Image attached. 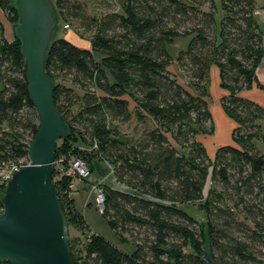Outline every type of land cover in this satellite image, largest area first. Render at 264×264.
Returning a JSON list of instances; mask_svg holds the SVG:
<instances>
[{"label": "trees", "instance_id": "trees-1", "mask_svg": "<svg viewBox=\"0 0 264 264\" xmlns=\"http://www.w3.org/2000/svg\"><path fill=\"white\" fill-rule=\"evenodd\" d=\"M99 1L108 8L100 15L80 0L52 5L59 24L94 32L90 48L57 30L49 47L46 72L69 127L55 162L62 159L65 166L81 158L92 172L94 161L113 168L130 192L103 186L102 216L133 249L123 252L90 230L70 180L55 164L53 181L68 225L85 238L80 247L68 233L73 263L204 264L206 253L219 264L258 263L264 248V154L258 146L264 108L240 96L252 87L264 57L257 1L222 0L220 22L214 0ZM0 9L18 25L16 3L0 0ZM180 38L189 43L173 57L168 45ZM173 64L187 85L170 71ZM213 67L228 93L223 110L237 127L235 144L211 157L200 137L215 132L207 98ZM133 121L132 136L120 137L111 126ZM38 129L16 34L13 41L0 40V169L28 159ZM209 180L213 186L205 196ZM6 189L0 187V209Z\"/></svg>", "mask_w": 264, "mask_h": 264}, {"label": "water", "instance_id": "water-1", "mask_svg": "<svg viewBox=\"0 0 264 264\" xmlns=\"http://www.w3.org/2000/svg\"><path fill=\"white\" fill-rule=\"evenodd\" d=\"M17 37L27 65L29 94L39 129L29 144L30 165L15 173L3 197L0 215V262L74 264L68 242V220L53 181L60 140L69 127L54 100V82L46 72L47 56L58 28L49 0H16ZM204 264H219L206 253Z\"/></svg>", "mask_w": 264, "mask_h": 264}, {"label": "rangeland", "instance_id": "rangeland-1", "mask_svg": "<svg viewBox=\"0 0 264 264\" xmlns=\"http://www.w3.org/2000/svg\"><path fill=\"white\" fill-rule=\"evenodd\" d=\"M13 4H15L16 0H10ZM55 0H49L50 3H52L51 5H53V2ZM80 1H84L88 4L89 9L91 11V13L93 15H100L103 14L104 12H106V9H108L104 4H102V2H100L99 0H80ZM215 3V11H216V18L217 21L220 22L222 15H223V10H222V0H214ZM111 8L113 10H116L117 12H119V8L118 6L114 3ZM261 11V12H259ZM259 15V16H258ZM261 15H264V9L261 10L258 8L257 10V16L260 17ZM262 17V16H261ZM70 24V23H69ZM65 24L61 23L58 25L57 31L58 34L60 35L61 38H65V37H69L76 45L82 47V48H90L91 47V40L93 39L94 36V32H87L83 29H81L77 24H70V28L69 29H65ZM17 30V23L9 20V18L7 17L6 13L4 11H2L0 9V40L5 38L8 41H13L14 38L16 37V32ZM189 43V39L188 38H180L178 40L175 41V43L168 45V51L170 52V54L173 57H176L178 55V53L180 52V50L185 49L187 47ZM170 71L175 74L176 78L178 79V81L183 84V85H187L188 84V77L185 76L180 70H178V68L176 67L175 64H173L170 68ZM215 70V69H214ZM212 70V72L210 73V82H209V97H207L209 99V103L212 105L210 106V110L212 108V116L214 119V123L216 122L219 125V119H218V108H216V106H214L215 104H220L221 103V99L223 98V94L224 91L223 89L218 85V77L215 75V71ZM79 93H81V91L79 89H76ZM222 104H220V108H223L221 106ZM76 110V109H75ZM225 112V111H224ZM137 123L135 121H133L131 124H121L118 122H113L111 124V126H113L114 128L116 127L117 133L120 135V137H123L125 135H134V127ZM221 132H219V136H220ZM210 136V135H209ZM203 136L200 137V139H202ZM211 140L206 142V145L210 143ZM83 147H88L86 145H82ZM258 146L260 147V150L263 152L264 154V141H260V143H258ZM222 147V146H221ZM62 159H59V161ZM55 165V163H54ZM53 165V166H54ZM59 165H57L58 167ZM60 169V168H59ZM212 182L209 180V182L207 183L205 190H204V195L207 196L209 190L212 187ZM5 195V194H4ZM83 198L80 196L77 200L78 203V208H80L79 210L81 211V209H83ZM95 209H92L87 215H86V219L88 221V223H93L95 224L97 230L96 232L103 236L108 242H110L113 246H115L116 248H118L119 250L123 251V252H128L131 253L132 251V246L127 244V243H122L118 237L116 236L115 232L109 227L107 220L98 213L97 211V206L96 203L94 204ZM68 233H69V237H71L72 239H79V246L82 247V245L84 244L85 238L82 234H80V232L77 230V228L74 225L69 226L68 229ZM77 251L79 250L78 248V244L76 245ZM206 251L208 252V249H206ZM261 254L259 255V262L256 264H264V254H262L264 252V248L261 247Z\"/></svg>", "mask_w": 264, "mask_h": 264}, {"label": "crops", "instance_id": "crops-1", "mask_svg": "<svg viewBox=\"0 0 264 264\" xmlns=\"http://www.w3.org/2000/svg\"><path fill=\"white\" fill-rule=\"evenodd\" d=\"M256 1H257L258 8L263 10L264 0H256ZM261 16L258 17V19H259L261 28L264 31V15H261ZM212 70L215 71L214 73L218 77V81H217L218 85L221 87V79H220L219 70L216 67H213ZM223 91H224L223 95L226 96L228 94L227 91H225L224 89ZM240 96L264 108V57L261 61V64L259 65L257 69L256 78H255V81L253 82L252 87L250 89L242 91ZM220 104L217 103L214 105L216 106V108H218L217 114H218V119L220 122L219 125L216 122L214 123L215 124L214 134L211 136H203L202 139H200L204 143L208 151V154L211 157H214L217 149L220 148L221 146L235 144L233 141V132L235 128L237 127V124L227 116L223 108L218 107L220 106ZM210 106L212 105L210 104ZM211 111H212V108H211ZM219 132H221L220 136L218 135ZM209 140H211L210 143L206 145V142ZM93 166H94L93 167L94 170H93L92 176L88 180H84V181L77 183V189L73 193V199H74L76 208L83 215L90 230L93 233L98 234L96 232L97 228L95 224L88 223L86 219V215L92 209H95L94 204L96 203V187L98 185H104V186H108V187H111L113 189H116L122 192H130V190L128 187H126L125 185L117 181L113 168L108 163L94 161ZM80 196L83 198L82 199L83 209H81V211L79 210L80 208H78V203H77V200Z\"/></svg>", "mask_w": 264, "mask_h": 264}, {"label": "built area", "instance_id": "built-area-1", "mask_svg": "<svg viewBox=\"0 0 264 264\" xmlns=\"http://www.w3.org/2000/svg\"><path fill=\"white\" fill-rule=\"evenodd\" d=\"M70 26L66 25L65 29H69ZM56 165L61 166V173L62 175L66 176L70 183L68 185L70 193H74L77 189V183L88 180L93 172L91 166L83 159L76 158L72 160L68 165L64 166V160H60L55 162ZM30 165V159H23L18 162H11L6 164L2 169H0V187L8 185L10 180L12 179L13 175L23 168ZM104 185H98L96 187V206L97 211L100 215H103L105 211V203H106V196L103 190ZM4 213V206L3 209H0V215Z\"/></svg>", "mask_w": 264, "mask_h": 264}]
</instances>
